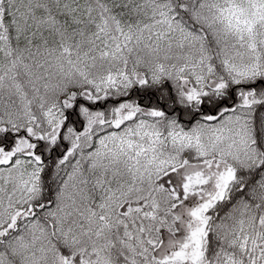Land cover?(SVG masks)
<instances>
[{"label": "snow or ice", "instance_id": "6c2138e0", "mask_svg": "<svg viewBox=\"0 0 264 264\" xmlns=\"http://www.w3.org/2000/svg\"><path fill=\"white\" fill-rule=\"evenodd\" d=\"M0 264H264V0H0Z\"/></svg>", "mask_w": 264, "mask_h": 264}]
</instances>
